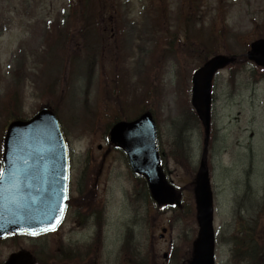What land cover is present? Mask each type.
I'll use <instances>...</instances> for the list:
<instances>
[{"label": "rangeland", "instance_id": "obj_1", "mask_svg": "<svg viewBox=\"0 0 264 264\" xmlns=\"http://www.w3.org/2000/svg\"><path fill=\"white\" fill-rule=\"evenodd\" d=\"M75 1L0 0V106L17 94L22 104V119H30L41 108L49 107L52 100H59L56 114L62 109V127L71 149V199L85 209L97 206V222L99 226L104 222L98 264H147L146 253L152 251L162 256L172 250L174 256L186 257L190 254V243L198 236L197 221L185 218L181 210L160 211L154 204L138 201L134 194L137 180L120 151L107 156L99 178L98 160L108 148L105 130L113 125L117 110L106 90L114 86L119 72L122 78L118 83L124 91L123 96L121 89L120 105H124L122 99L132 102L142 98L139 81L154 61L153 51L160 35L155 22L162 6L165 17L160 28H169L170 50L176 49V54L157 56L158 66L151 78L155 80L153 92L159 94L145 97L139 111L154 113L166 176L177 189L184 188L197 175L204 136L196 117L189 115L186 106L191 99L192 74L202 62L200 55L193 52V46L197 45L192 42L191 48L184 37L187 26L182 17L192 12L194 17L190 22L199 29L204 24L205 33L214 25L217 54L241 53L260 39V34L264 35V0H103V24L101 29L95 26L102 39L94 41L95 47L88 50L76 46L80 36L77 32L81 29L79 20L68 18ZM61 24L69 26L64 33L68 51L78 61L67 73L58 72L44 84H38L41 44L48 36L47 31ZM177 29L179 40L175 43L172 36ZM72 34H76L73 39ZM180 78L185 89L178 87ZM214 86V113L222 119L221 126L225 127L222 146L228 148L221 156L222 168H217L214 177L211 173V181L217 183L213 189L215 261L242 264L245 258L237 250L239 239L235 236L234 221L243 220L248 230L253 221L255 224L260 219L264 227V75L254 64L247 63L220 72ZM107 104L110 108L105 111ZM94 113H98L96 123L87 126L85 120ZM237 117L239 123L235 122ZM127 118L130 115L122 117ZM10 120L6 121L0 114V126L5 124L0 135V165L3 138ZM178 140L182 150L185 146L191 148L190 164L175 160L178 155L173 146ZM238 141L241 146H237ZM98 145L103 146L101 151ZM181 203L195 207L194 194L182 189ZM89 220L88 215L79 222L85 227ZM83 225H74L73 235L68 234L72 226L68 220L57 235L8 240L5 253L0 250V260H4V255L8 258L20 249H27L35 255L38 253L40 258L49 256L51 264L80 262V256L63 262L62 241L69 242L68 249L85 247L82 244L86 236L80 232ZM163 228L169 231L161 240Z\"/></svg>", "mask_w": 264, "mask_h": 264}, {"label": "water", "instance_id": "obj_2", "mask_svg": "<svg viewBox=\"0 0 264 264\" xmlns=\"http://www.w3.org/2000/svg\"><path fill=\"white\" fill-rule=\"evenodd\" d=\"M249 61L264 68V40L251 45ZM233 59L217 56L198 69L192 78V105L207 139L211 126L212 83L216 73ZM110 141L127 154L137 177L145 176L154 202L174 203L177 194L167 185L161 167L158 130L153 116L145 113L132 122H119ZM68 153L56 115L42 109L28 121L12 122L6 132L3 175L0 179V237L54 230L67 205ZM199 239L191 264H214L213 200L209 171H202L195 187ZM166 233V230H163ZM6 264H35L29 252L12 254Z\"/></svg>", "mask_w": 264, "mask_h": 264}, {"label": "trees", "instance_id": "obj_3", "mask_svg": "<svg viewBox=\"0 0 264 264\" xmlns=\"http://www.w3.org/2000/svg\"><path fill=\"white\" fill-rule=\"evenodd\" d=\"M102 2L103 0H76L74 3L71 4V7L69 9L73 13L69 17V19H72L75 21H78L80 19L82 20L96 19L97 18L96 15H86L85 13H88V12L97 13L101 11L103 7ZM158 11L162 12L163 8L160 6V10ZM193 17H194V14L192 12H186L184 13V16L182 17L183 22L187 26L184 37L186 41L188 42V45L191 48H192V45H191L192 42L195 43V45H197L196 48L193 46V49H194L193 52H196L197 54L200 55V59L202 62L201 64H203L209 59L211 55L218 53V40L214 36L213 31H212V27L214 25L210 27L209 32L205 33L203 29L204 24H202L200 29H197V27L194 26L192 22H190L193 19ZM156 24L159 26L158 28L161 31V35H159L157 43L154 47V51H153L154 61L149 66L146 76L140 80V85H142L143 87L142 96H145V97H150L153 94L156 97H158V94H159V91H157L156 93L153 92V89H155L156 87L154 84L155 80L151 78V73L158 66V63L156 60L157 56L160 55L161 57H166L171 54L173 55L176 54V49L170 50L171 42L168 41L169 40V28H167L166 30L161 29L159 19H157ZM67 27L69 26L63 25V24H61L60 27H57V30L58 29L59 30L58 32H56V35H49L45 47H43L42 51H39L38 53V59L41 63V69H40V74L38 78L42 84H44L47 81V79H52L58 72H64L67 68V63L68 62L72 63L75 59V58H72V56L69 54V51H68L69 47L67 43V37L65 38V35H64L65 32H68ZM192 32H194V34H192ZM259 37L264 38V35L260 34ZM172 40L175 43L178 42L179 40L178 29L175 32L174 36H172ZM197 40H198V43L196 42ZM245 49L246 50L249 49V45H247ZM245 52L246 51H244L241 54L232 53L230 55L236 58L238 57L237 63L233 67V69L247 62V60L244 58ZM257 69L261 71L262 74L264 75V69H259V68ZM239 70H241V68H239ZM120 78H121L120 75L117 73L114 79V86L112 87V89L106 90L107 95H110L113 97L114 103L117 108L116 114L114 115V122L122 119V117H129V115L130 117H137L143 112V111L142 112L139 111L142 107L141 101H143L141 99L138 100L139 98L135 99L132 102H128L127 100L122 99V102L124 103V105L123 106L120 105L121 89H122V95L124 96L123 87L121 86V84L118 83V79ZM179 81H180V84H179L180 86L182 85V78H180ZM54 91H55V88L52 87L51 92L53 93ZM58 104H59V100H52L49 103V106L56 111L58 110ZM186 106H187L189 115L195 116L198 121V118L194 110L192 109L190 103L186 102ZM109 108H110L109 104L105 105V111H108ZM21 113H22V104L17 99V94H14L11 98L3 102L0 106V114L4 116L6 121L13 119V118H17V117L21 118L22 117ZM97 118H98V113H94L92 118H89L85 121L86 125L92 126L93 124L96 123ZM4 127H5V124H2L0 126V135L2 131L4 130ZM108 129H106V131H108ZM0 142H1V136H0ZM173 149L178 155V156H175V160H181L182 162L186 164L187 163L190 164L192 160V150L191 148L189 149V146H185L184 150H182V143L180 140H178L177 143L175 142ZM136 187H137V190L139 188L141 189L140 191L136 190L134 192L135 198L140 202H143V203L148 202V204H152V200L148 192V187H147V183L145 179H137ZM194 188H195V183L193 180L182 189L188 190L193 195ZM182 189H178L179 195H181ZM131 200L134 202L132 196H131ZM168 208L181 210L184 217L187 218L188 220L196 221L197 219L196 209L194 206H192L189 203H185V206H184V204H182L181 201H179V203H177L176 205L170 206ZM251 229L252 227L248 229L249 234L247 237V241L242 244L239 243L237 250L240 251V250H244L248 248V251L252 252V253L249 252L250 255L248 254L249 256L247 258V264H264V232L262 233V237L260 238L262 242H259L260 240L259 241L256 240L255 235L251 236L250 234ZM190 244H192V242ZM249 246L251 247L249 248ZM191 249L192 248L190 247V250Z\"/></svg>", "mask_w": 264, "mask_h": 264}, {"label": "flooded vegetation", "instance_id": "obj_4", "mask_svg": "<svg viewBox=\"0 0 264 264\" xmlns=\"http://www.w3.org/2000/svg\"><path fill=\"white\" fill-rule=\"evenodd\" d=\"M100 24L102 26L103 24V18L100 20ZM221 117L216 115L214 113L212 117V129H211V135L209 139V151H208V158H209V164L211 168V173L213 174L215 171H217V168L220 167V164L222 163L221 156L223 154H226L228 152V148H225L222 146L223 144V131L225 130L224 126H221ZM236 123L240 122V118L237 117L235 120ZM241 133L238 132V135ZM237 146H241V143L238 141ZM109 154V151L106 153V156ZM98 162L102 164V159ZM99 164V165H100ZM99 169V167H98ZM102 169V165H101ZM102 173V170H98V174L100 175ZM1 175V172H0ZM212 182V181H211ZM80 184V182H79ZM217 186L216 181L212 182V190L214 187ZM77 191L80 192L81 189L77 188ZM214 192V190H213ZM215 193V192H214ZM99 213V209L97 207H89L87 209L83 207H79L78 204H74L73 207H70L68 210V220L69 222L72 223V226L68 230V234L73 235L75 234V227L74 225H83L79 220L83 221V219H86L87 216H95ZM90 224V221H89ZM92 227V226H90ZM84 225L82 226V236L85 237V241H83L85 247H77L76 249L73 250L71 246H69V250L71 254H76V256H80L81 261L76 262V263H70V264H98L99 263V258L101 256V250L103 247L102 244V237H103V230L98 227L97 223H95L92 227V229L86 230L84 229ZM235 231L241 232V228H237ZM13 238H21V239H33L34 237L30 236H17ZM7 241L8 238L0 239V250H3V253H5L6 248H7ZM69 242L67 243V248H68ZM146 255H149L148 260L146 261L147 264H179L181 263V260H175L173 257L170 258V255H173V253H164L162 256H159L157 252L152 251L146 253ZM7 261V256L4 255V260H0V264H5Z\"/></svg>", "mask_w": 264, "mask_h": 264}]
</instances>
